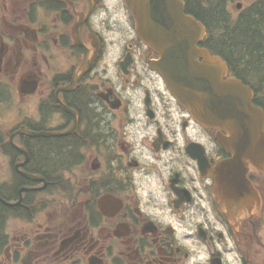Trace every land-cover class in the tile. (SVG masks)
<instances>
[{
  "label": "flooded vegetation",
  "instance_id": "flooded-vegetation-1",
  "mask_svg": "<svg viewBox=\"0 0 264 264\" xmlns=\"http://www.w3.org/2000/svg\"><path fill=\"white\" fill-rule=\"evenodd\" d=\"M184 2L195 17L212 6ZM157 59L122 0H0V264H264L263 176L249 174L260 212H221L198 159L230 155ZM18 99L32 111L6 129Z\"/></svg>",
  "mask_w": 264,
  "mask_h": 264
},
{
  "label": "water",
  "instance_id": "water-1",
  "mask_svg": "<svg viewBox=\"0 0 264 264\" xmlns=\"http://www.w3.org/2000/svg\"><path fill=\"white\" fill-rule=\"evenodd\" d=\"M124 1L139 37L160 55L152 67L179 104L205 128L228 133L218 139L232 157L215 167L204 160L200 170L215 178L216 198L230 219L251 216L260 196L248 174L264 173V110L253 104V91L234 77L223 79L226 64L198 46L205 28L185 14L181 0Z\"/></svg>",
  "mask_w": 264,
  "mask_h": 264
},
{
  "label": "trees",
  "instance_id": "trees-1",
  "mask_svg": "<svg viewBox=\"0 0 264 264\" xmlns=\"http://www.w3.org/2000/svg\"><path fill=\"white\" fill-rule=\"evenodd\" d=\"M224 4L226 0H217L207 17L198 8V18L208 29L205 46L222 57L231 73L251 87L255 104L264 109V0L252 3L235 21L225 13ZM52 148L53 152L41 153L57 155L56 146ZM49 159L55 163L58 157Z\"/></svg>",
  "mask_w": 264,
  "mask_h": 264
},
{
  "label": "rangeland",
  "instance_id": "rangeland-1",
  "mask_svg": "<svg viewBox=\"0 0 264 264\" xmlns=\"http://www.w3.org/2000/svg\"><path fill=\"white\" fill-rule=\"evenodd\" d=\"M253 0H231L230 2V9H231V13L234 17H237L239 10L237 9V5L239 3H242L243 6L249 4L250 2H252ZM242 9V8H241ZM119 53V46H115L112 49V55L111 58L116 57ZM8 106V105H7ZM5 106V107H7ZM23 106L25 107V109H22ZM32 111V109L30 108V102H29V107L26 108L25 106V101L18 99L17 102L12 106L9 104V106L7 107V109L1 110V115L4 118V128L6 129H10L16 118H21L25 115H27L28 113H30ZM262 179L264 180V176L262 177ZM262 180H260L261 182ZM264 217V216H263ZM3 230L5 233H13L14 232V226L13 223L10 222V220L7 218L5 223H3ZM205 247V246H204ZM203 246H201L199 243H194V242H190L189 243V248L190 249H194L197 251H200L199 253V257H195L193 258L192 262H198V263H205L206 259H207V252L206 249ZM228 264H237L235 261L236 256L234 254H224Z\"/></svg>",
  "mask_w": 264,
  "mask_h": 264
}]
</instances>
